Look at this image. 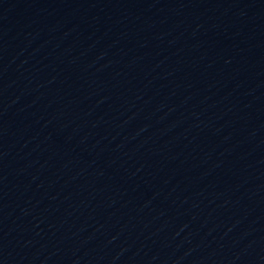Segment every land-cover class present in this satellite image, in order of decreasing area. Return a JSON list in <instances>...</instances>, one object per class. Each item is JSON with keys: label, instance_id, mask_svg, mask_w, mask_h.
Segmentation results:
<instances>
[{"label": "water", "instance_id": "obj_1", "mask_svg": "<svg viewBox=\"0 0 264 264\" xmlns=\"http://www.w3.org/2000/svg\"><path fill=\"white\" fill-rule=\"evenodd\" d=\"M264 194V0H0V198Z\"/></svg>", "mask_w": 264, "mask_h": 264}]
</instances>
